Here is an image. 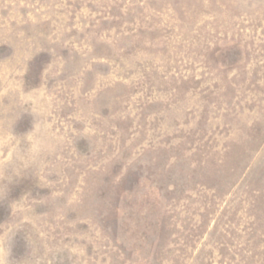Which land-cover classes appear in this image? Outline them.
I'll list each match as a JSON object with an SVG mask.
<instances>
[{"label":"rangeland","instance_id":"rangeland-1","mask_svg":"<svg viewBox=\"0 0 264 264\" xmlns=\"http://www.w3.org/2000/svg\"><path fill=\"white\" fill-rule=\"evenodd\" d=\"M0 264H264V0H0Z\"/></svg>","mask_w":264,"mask_h":264}]
</instances>
